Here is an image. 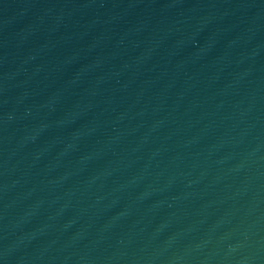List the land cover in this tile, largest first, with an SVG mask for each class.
Wrapping results in <instances>:
<instances>
[{
  "label": "water",
  "instance_id": "1",
  "mask_svg": "<svg viewBox=\"0 0 264 264\" xmlns=\"http://www.w3.org/2000/svg\"><path fill=\"white\" fill-rule=\"evenodd\" d=\"M0 264H264V0H0Z\"/></svg>",
  "mask_w": 264,
  "mask_h": 264
}]
</instances>
